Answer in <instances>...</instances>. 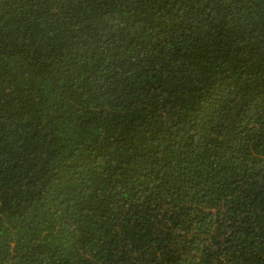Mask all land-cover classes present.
I'll return each instance as SVG.
<instances>
[{"label": "trees", "instance_id": "16d2710c", "mask_svg": "<svg viewBox=\"0 0 264 264\" xmlns=\"http://www.w3.org/2000/svg\"><path fill=\"white\" fill-rule=\"evenodd\" d=\"M0 264H264V0H0Z\"/></svg>", "mask_w": 264, "mask_h": 264}]
</instances>
